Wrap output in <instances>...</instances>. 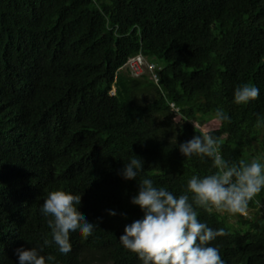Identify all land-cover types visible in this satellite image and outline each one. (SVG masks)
Returning <instances> with one entry per match:
<instances>
[{"label": "trees", "instance_id": "trees-1", "mask_svg": "<svg viewBox=\"0 0 264 264\" xmlns=\"http://www.w3.org/2000/svg\"><path fill=\"white\" fill-rule=\"evenodd\" d=\"M139 54L158 66L157 80L124 70ZM243 84L259 97L236 104ZM217 109L230 120L207 133L222 156L264 157V0H0V264L51 239L40 207L55 190L81 195L78 211L99 226L87 239L71 234L67 256L42 255L141 264L119 240L143 215L130 203L138 182L179 196L192 175L213 174L211 160L187 159L178 145L205 134L194 123ZM134 155L144 171L124 180ZM197 212L224 229L210 242L224 264H264V191L234 221Z\"/></svg>", "mask_w": 264, "mask_h": 264}, {"label": "clouds", "instance_id": "clouds-1", "mask_svg": "<svg viewBox=\"0 0 264 264\" xmlns=\"http://www.w3.org/2000/svg\"><path fill=\"white\" fill-rule=\"evenodd\" d=\"M259 94L260 90L254 85L243 84L234 89L233 102L247 104ZM215 117L230 120L223 109H217ZM178 147L187 159L211 160L216 171L205 176L192 175L179 196L166 186H156L153 179L142 177L130 203L139 206L143 215L125 225L120 243L135 253L141 264H224L219 247L210 244L218 236L225 235L224 229H213L201 222L197 209L245 213L249 202L264 191V157L248 162L226 160L218 139L211 133L195 135ZM143 171V159L134 155L124 163L119 174L124 180L137 181ZM80 201L81 195L64 190L47 194L40 212L47 218L51 239L45 237L43 244L37 247L17 248L18 264H56L55 255H42L46 247H55L59 254L67 256L72 250L71 234L83 239L93 234L99 223L90 222L80 214ZM107 212L110 216L117 215L112 209ZM121 215L126 218L125 213Z\"/></svg>", "mask_w": 264, "mask_h": 264}, {"label": "built area", "instance_id": "built-area-1", "mask_svg": "<svg viewBox=\"0 0 264 264\" xmlns=\"http://www.w3.org/2000/svg\"><path fill=\"white\" fill-rule=\"evenodd\" d=\"M127 64H129V66H130L129 70L131 71V73L133 75H136V76H138L142 73L143 66L146 65L147 70L150 72L151 76L155 80H157L158 74H157L156 70H157L158 66L156 64L146 60V58L143 55L139 54L135 57L130 58L129 61L127 62ZM138 73H140V74H138ZM173 106H174V104H173Z\"/></svg>", "mask_w": 264, "mask_h": 264}, {"label": "rangeland", "instance_id": "rangeland-1", "mask_svg": "<svg viewBox=\"0 0 264 264\" xmlns=\"http://www.w3.org/2000/svg\"><path fill=\"white\" fill-rule=\"evenodd\" d=\"M129 68H130V66H129V64H127V65L124 67V70L129 69ZM126 71H127V70H126ZM138 74H140V73H138ZM141 74H147L148 76H151L150 72L147 70V66H146V65L143 66V71H142ZM135 76H136V75H135ZM138 76H139V75H138ZM194 124H195L197 127H199V128H200L203 132H205V133H207V132H209V131H211V130L217 129V128H219V127L222 125L221 121L218 120V119H212V120L207 121V122H204V123H200V122L197 121V122H195ZM227 213H228V212H227ZM228 214H229L231 220L234 221L235 218H236V214H231V213H228Z\"/></svg>", "mask_w": 264, "mask_h": 264}]
</instances>
